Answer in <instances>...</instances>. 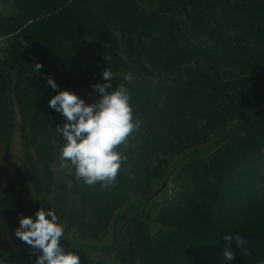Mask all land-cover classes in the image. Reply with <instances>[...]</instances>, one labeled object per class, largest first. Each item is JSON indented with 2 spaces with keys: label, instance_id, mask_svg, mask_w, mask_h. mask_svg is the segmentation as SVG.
<instances>
[{
  "label": "trees",
  "instance_id": "trees-1",
  "mask_svg": "<svg viewBox=\"0 0 264 264\" xmlns=\"http://www.w3.org/2000/svg\"><path fill=\"white\" fill-rule=\"evenodd\" d=\"M0 2L17 8L11 19L0 13V120L11 113L16 92L20 109L40 88L55 95L41 75L54 59L66 67L55 72L67 89H86L90 102L99 98L91 85L103 84L101 74L110 70L112 89L123 85L132 97L138 125L115 146L123 159L102 198L103 185L75 194L57 189L51 200L29 203L15 194L5 198L0 214L4 208L24 216L53 211L77 233L78 241L62 247L77 254L79 264H118L110 259L123 246V264H225L226 235L246 241L241 249L231 243L230 264H264V0ZM108 11L116 22L101 17ZM83 21L95 22L104 39L85 31ZM65 30L67 39L60 36ZM103 44L115 54L116 47L122 50L125 60L73 57ZM35 58L43 63L39 72ZM41 122L35 118L29 128L33 137ZM221 129L218 140L202 146ZM174 182H181L180 193L168 201ZM163 204L168 209L153 214ZM38 255L3 252L0 264H32Z\"/></svg>",
  "mask_w": 264,
  "mask_h": 264
},
{
  "label": "rangeland",
  "instance_id": "rangeland-1",
  "mask_svg": "<svg viewBox=\"0 0 264 264\" xmlns=\"http://www.w3.org/2000/svg\"><path fill=\"white\" fill-rule=\"evenodd\" d=\"M16 9L17 8L15 7L13 2H0V13L6 18H14V16L16 15ZM101 9L100 11L103 13ZM108 15H101V17H103V19H107L109 22H116L115 14L113 13V11H108ZM82 24L85 31H88V29L94 30L97 36L103 38L102 33L100 34L99 31L100 28L95 22L91 23L88 21H83ZM113 32L116 35L117 42H119V39L117 37L119 36L118 31L113 28ZM60 36H62L64 39H67V30H65L63 34L60 33ZM87 39L93 38L87 36ZM2 42L3 39H0V46L3 45ZM103 45H101V49H99V47H95L92 49V51H90L91 49L85 48L81 52L74 53L73 57H75L74 59L78 58L79 60H76L79 62L80 59L84 57L87 61H91L89 56H92V61H95V59L100 57H103L109 61L111 58L118 56L125 60V55H122V50H119L115 46V54L112 53L114 51H110V46H108L107 44ZM38 48H40V53H42L44 46L41 44ZM29 52L31 54H34L33 50H29ZM3 55L4 53H2L0 49V57ZM94 57L95 59H93ZM19 58H27V55H19ZM35 64L42 65L43 63L41 60H37L35 58ZM49 66L51 67L46 69V72H41L42 78L47 81V78L51 76L54 79L55 83L59 86L60 90H69L67 89L65 81H63L62 77L57 74V72H55L58 69H61L62 71V69H65L66 67L63 66L60 60H58L57 62L54 59L49 63ZM75 73L77 72L75 71ZM40 92L41 93H38V98L34 102H32L31 100L29 102H25V106H23L21 109L18 105L19 103L17 100L19 93L16 92L14 95L15 100L12 101L13 104L11 113L8 111V114L4 115L7 118L3 117V119L0 120V208L3 205L5 198H11V195L18 194L21 197L22 201L29 203L36 201L37 198L42 196L51 200V196L55 194L57 189H66L68 191L72 190L75 194V191L79 189V187L80 189H85L87 192H90L91 189L93 190L92 187L95 188L96 186L103 185L100 189V192L98 191L100 198H102L103 190H110V183L105 182V184H103L102 181H98L95 184L88 185L85 184L83 180L76 178L74 168L71 165L67 167H60L59 152L65 141L63 136L57 131V128L58 126H62L65 120L64 117L60 115V113L54 111L50 107L48 108V100L50 99V97H48L49 91L47 89L40 88ZM74 93L82 98L85 103L95 102L98 99L97 97H91L92 101L90 102V95L88 91L83 88H81V90L79 91L75 90ZM41 94L43 95V97L41 96ZM25 99L27 100V97H25ZM130 102H133L132 97H130ZM178 109L181 108L178 107ZM174 113L176 115V111H174ZM9 116L11 120L8 121ZM22 118L28 122L27 126L22 125ZM35 118L37 119V121L42 122L38 127L39 131L37 129L38 136L33 137L29 128L33 127V121ZM221 132L222 129L215 131L213 134H210L208 140L204 142L202 146L210 143L212 139H214V141L218 140L219 136L222 134ZM41 135L43 136L41 137ZM38 137H41L42 140ZM39 141L43 142L42 145H38ZM186 182L189 184V181ZM178 183L181 182L172 183V187L170 188L171 192L169 191L167 194L168 196H166L167 200L169 198L168 201H170V199H174L175 196H177L175 194L176 192L178 194L180 193V191L176 190L178 189L176 188V184L179 185ZM167 184L169 185L170 182H167ZM82 191L85 194L84 190ZM184 191L185 190H183L182 192ZM105 196H108V194H106ZM167 209L168 204H163L161 206H158L153 214L157 211H166ZM3 210V212L0 214V253L4 252L7 254H15L23 250L40 252L38 249H34L30 245L21 241L15 235V229L19 227V218L21 216H24V214H21V212H18V214H14L9 211L10 209L5 208ZM83 210H85V208H83ZM32 217L34 218V215H32ZM76 234L77 233L72 229H65V233L60 240V245L63 246L64 243L62 242L64 241H78ZM111 235V229L108 228L105 236L106 238L110 239ZM125 248L126 246H123L120 254L110 259L112 260L111 263H113V261H115L116 263L117 261L118 264H123L121 263L120 258L123 257ZM141 252L142 250L140 251L139 255H141ZM134 259L136 260V258ZM206 260L209 261V259L207 258ZM107 261H109V259H104V262ZM34 262L35 260H31L32 264H34Z\"/></svg>",
  "mask_w": 264,
  "mask_h": 264
},
{
  "label": "clouds",
  "instance_id": "clouds-1",
  "mask_svg": "<svg viewBox=\"0 0 264 264\" xmlns=\"http://www.w3.org/2000/svg\"><path fill=\"white\" fill-rule=\"evenodd\" d=\"M36 65L38 71L41 65ZM101 75L105 82L91 85L99 95L92 103H85L74 92L60 90L51 76L46 81L55 92L48 100V106L65 120L57 128L65 141L59 152L60 167L71 165L76 178L88 185L115 178L123 159L115 146L123 143L138 127L133 121L130 97L125 87L118 85L112 89L109 81L113 74L110 70L103 71ZM129 78L128 75L124 77L126 80ZM18 224L15 235L40 251L35 264H79V256L65 251L60 245L65 228L57 222L53 211L38 208L34 218L21 216ZM223 240L222 256L225 264H230L235 258L231 243L234 241L235 247L241 249L246 241L239 235H226Z\"/></svg>",
  "mask_w": 264,
  "mask_h": 264
}]
</instances>
